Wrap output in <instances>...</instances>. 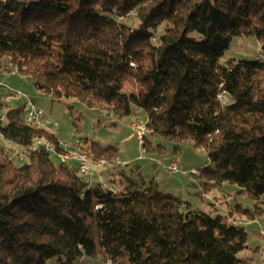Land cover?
I'll return each mask as SVG.
<instances>
[{"label":"trees","instance_id":"16d2710c","mask_svg":"<svg viewBox=\"0 0 264 264\" xmlns=\"http://www.w3.org/2000/svg\"><path fill=\"white\" fill-rule=\"evenodd\" d=\"M238 38H254L264 56V0H0V69L119 118L140 109L152 131L144 151L150 138L175 152L191 142L210 161L199 173L204 190L229 183L258 201L264 59L221 64ZM6 107L0 96V139L22 160L0 147V264H252L238 258L248 234L228 215L191 210L122 171L115 188L91 185L43 148L29 151L40 139L59 150L57 136L27 124L24 107ZM79 143L93 163L117 162L116 146ZM234 213L253 222L263 209Z\"/></svg>","mask_w":264,"mask_h":264},{"label":"rangeland","instance_id":"374dc122","mask_svg":"<svg viewBox=\"0 0 264 264\" xmlns=\"http://www.w3.org/2000/svg\"><path fill=\"white\" fill-rule=\"evenodd\" d=\"M163 29V28H161ZM264 56L259 43L254 38H238L232 41L225 51L221 64L229 60L254 61ZM0 96L5 98L6 109H17L26 103H31L42 110V122L49 124L43 129L55 134L62 146H68L75 152H81L76 144L81 139H88L98 143L102 147L116 146L118 148L117 162L108 165L104 172L122 171L138 183L154 180L158 184L159 191L170 193L181 199L185 207L191 210L201 211L211 217L229 216V222L242 224L248 234L247 248L238 254L239 259L251 260L252 264H264V243L260 231H264V196L254 201L245 194L239 192L236 185L225 183L215 186L213 182L204 183L199 179L200 170L209 166L210 161L202 149L193 147L191 142H185L178 151H174L175 144L160 138H150L151 150L142 152L132 125L137 119H143L144 113L137 108H132V114L119 118L106 108H89L75 98L54 99L37 91L32 80L18 73H8L0 69ZM14 91V92H13ZM125 92H132L126 85ZM19 92L18 97L12 96ZM223 101H227L222 98ZM43 141L44 140H39ZM158 144L162 147L153 150ZM0 147L11 157L12 162L21 163L16 159L20 149L0 139ZM20 156V154H19ZM21 157V156H20ZM57 163L55 158H52ZM127 162V163H124ZM170 162L177 163V173L167 170ZM101 163V162H99ZM73 162L67 166L71 168ZM102 167H92L88 175H82V180L93 185L105 180L109 176L103 172V176L91 178V174L101 171ZM116 179L117 176H113ZM107 182H103L108 185ZM236 206L246 210H253L255 206L263 209V214L257 220L250 222L240 217L235 212ZM229 213H232L231 215ZM85 264H104L101 258L86 259Z\"/></svg>","mask_w":264,"mask_h":264},{"label":"built area","instance_id":"2783aa9c","mask_svg":"<svg viewBox=\"0 0 264 264\" xmlns=\"http://www.w3.org/2000/svg\"><path fill=\"white\" fill-rule=\"evenodd\" d=\"M13 74V72H12ZM0 87L3 85L0 83ZM14 92V91H13ZM12 95H19V92H15ZM21 98V97H20ZM25 122L29 125H35L38 127L43 128V126H47L49 122L43 123L42 117L43 112L42 110L36 108L30 102L25 104ZM132 130L135 133L139 145L141 147L142 152L145 153L143 149L144 138L152 133V131L147 127L146 120L137 119L132 126ZM38 148H43L46 152H48L51 158H55L57 163L68 165L69 162H74L76 165L74 169L78 171L79 174L88 175L91 171L92 167H105L107 166L106 163H93L90 157L86 153L82 152H75L72 149H69L68 146H62L59 143V150L50 142H43L36 140L29 148V151H35ZM167 170L170 172L177 173L179 171L177 163L170 162L167 165ZM102 188L106 189L108 185H105L103 182H100ZM260 235L263 239L264 243V231H260ZM104 264H110V262H105Z\"/></svg>","mask_w":264,"mask_h":264},{"label":"crops","instance_id":"0c3cea01","mask_svg":"<svg viewBox=\"0 0 264 264\" xmlns=\"http://www.w3.org/2000/svg\"><path fill=\"white\" fill-rule=\"evenodd\" d=\"M134 123H135V122H134ZM134 123H133V124H134ZM132 126H133V125H132ZM57 139H58V137H57ZM58 141H59V140H58ZM124 163H127V162H124ZM75 165H76V164H75ZM75 165L72 164V165H71V168L74 169ZM107 166H108V165H107ZM105 167H106V166H105ZM105 167H102V168H101V171L96 172L95 174H91V178L98 177V179L100 180V178L103 176V172L106 171V169H107V168H105ZM116 172H117V171H114V170L111 171V172H104V174L106 173V174L109 176L110 179H108V180L110 181V186L113 187V188H115L116 186L111 185V184H112L111 181H112V182H113V181H116V182H117V179H118V178H116V179H112V178H114L113 176H115ZM100 182H107V181L102 180V181H100ZM100 182H99V183H100Z\"/></svg>","mask_w":264,"mask_h":264},{"label":"bare ground","instance_id":"6f19581e","mask_svg":"<svg viewBox=\"0 0 264 264\" xmlns=\"http://www.w3.org/2000/svg\"><path fill=\"white\" fill-rule=\"evenodd\" d=\"M12 72H13V74H15V73H17V70L14 69ZM1 88H2V87H0V92H1ZM12 96H16V95H12ZM17 98H20V97L17 96ZM23 107H24V111H25V105H24Z\"/></svg>","mask_w":264,"mask_h":264}]
</instances>
